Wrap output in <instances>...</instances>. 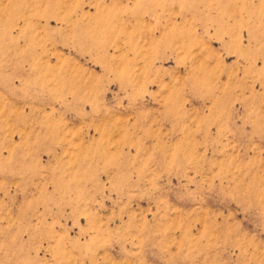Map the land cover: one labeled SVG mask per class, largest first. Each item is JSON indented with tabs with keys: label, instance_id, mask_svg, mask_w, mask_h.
<instances>
[{
	"label": "rangeland",
	"instance_id": "obj_1",
	"mask_svg": "<svg viewBox=\"0 0 264 264\" xmlns=\"http://www.w3.org/2000/svg\"><path fill=\"white\" fill-rule=\"evenodd\" d=\"M0 264H264V0H0Z\"/></svg>",
	"mask_w": 264,
	"mask_h": 264
}]
</instances>
